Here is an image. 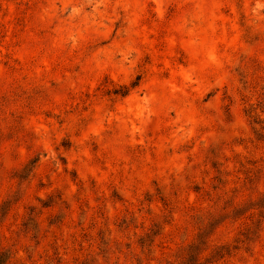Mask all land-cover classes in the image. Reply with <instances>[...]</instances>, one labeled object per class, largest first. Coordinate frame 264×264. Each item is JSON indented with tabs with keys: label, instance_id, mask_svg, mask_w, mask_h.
I'll return each instance as SVG.
<instances>
[{
	"label": "rangeland",
	"instance_id": "obj_1",
	"mask_svg": "<svg viewBox=\"0 0 264 264\" xmlns=\"http://www.w3.org/2000/svg\"><path fill=\"white\" fill-rule=\"evenodd\" d=\"M264 0H0L10 264H264Z\"/></svg>",
	"mask_w": 264,
	"mask_h": 264
},
{
	"label": "trees",
	"instance_id": "obj_2",
	"mask_svg": "<svg viewBox=\"0 0 264 264\" xmlns=\"http://www.w3.org/2000/svg\"><path fill=\"white\" fill-rule=\"evenodd\" d=\"M257 204H258L259 209H263L264 208V197ZM0 264H10L3 258V255L1 253H0Z\"/></svg>",
	"mask_w": 264,
	"mask_h": 264
}]
</instances>
